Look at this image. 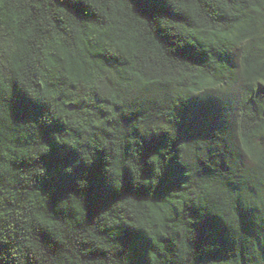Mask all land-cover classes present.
<instances>
[{
    "label": "trees",
    "instance_id": "obj_1",
    "mask_svg": "<svg viewBox=\"0 0 264 264\" xmlns=\"http://www.w3.org/2000/svg\"><path fill=\"white\" fill-rule=\"evenodd\" d=\"M263 107L264 0H0V264H264Z\"/></svg>",
    "mask_w": 264,
    "mask_h": 264
},
{
    "label": "rangeland",
    "instance_id": "obj_2",
    "mask_svg": "<svg viewBox=\"0 0 264 264\" xmlns=\"http://www.w3.org/2000/svg\"><path fill=\"white\" fill-rule=\"evenodd\" d=\"M236 88L237 87L235 86L232 90H230V93H231V96H232L234 103L238 100V96H239L238 89H236Z\"/></svg>",
    "mask_w": 264,
    "mask_h": 264
},
{
    "label": "water",
    "instance_id": "obj_3",
    "mask_svg": "<svg viewBox=\"0 0 264 264\" xmlns=\"http://www.w3.org/2000/svg\"><path fill=\"white\" fill-rule=\"evenodd\" d=\"M261 117H262V119L264 120V107H263V109L261 110Z\"/></svg>",
    "mask_w": 264,
    "mask_h": 264
}]
</instances>
